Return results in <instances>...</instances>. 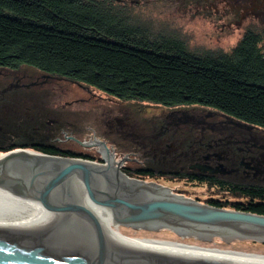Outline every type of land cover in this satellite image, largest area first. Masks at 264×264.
<instances>
[{"label": "trees", "instance_id": "1", "mask_svg": "<svg viewBox=\"0 0 264 264\" xmlns=\"http://www.w3.org/2000/svg\"><path fill=\"white\" fill-rule=\"evenodd\" d=\"M115 4L114 0H0V67L30 66L121 99L204 105L264 128V27H248L231 51L200 53L174 34L152 33ZM3 126L0 123V153L27 148L101 160L56 143L25 145V133ZM124 171L131 177L147 176L143 168ZM219 189L230 197L211 199V205L264 215L263 186L232 184ZM241 242L263 245L254 239ZM249 248L253 247L244 249Z\"/></svg>", "mask_w": 264, "mask_h": 264}, {"label": "rangeland", "instance_id": "2", "mask_svg": "<svg viewBox=\"0 0 264 264\" xmlns=\"http://www.w3.org/2000/svg\"><path fill=\"white\" fill-rule=\"evenodd\" d=\"M114 2L117 7H123L134 22L144 24L154 34L178 36L184 39L187 47L194 52L231 51L248 27H264V0ZM40 114L43 115L42 120ZM210 114H213L212 120L215 121L214 129L208 125V128L203 127L202 120ZM48 120L51 124L46 123ZM43 121L49 125L44 139L92 156L97 155L101 160L94 161L105 164V156L101 152L103 145L92 142L101 140L114 155L116 154L117 161H123L121 168L124 173V169L133 172L136 168H143L147 175L144 179L130 176L131 178L156 182L175 193L208 204L211 199L221 201L230 195L215 186L202 183L186 184L171 177L153 175L151 170L146 169L147 164H142L182 151L181 146H177L182 141L216 138L222 136L233 123H240L260 137L258 141L263 148L255 151L251 159V165L254 166L251 182L264 185L263 127L249 124L204 105L165 106L145 100L121 99L89 84L44 73L30 66L0 67V123L6 124L5 128L9 131L20 130L19 134L23 135L25 124L42 125ZM231 131L232 128L229 129V132ZM82 142L88 143V146H83ZM235 144L230 143L229 147L238 149ZM173 145H176L175 148ZM0 154L4 155L6 152ZM67 225L70 224L65 221L59 226V233L66 231L64 226ZM121 228H124L126 234H132L142 240L151 239L149 237L171 238L209 249L241 250L251 254L255 251L260 256L261 253L264 254V241H260L263 245H252L250 242L242 244L241 240L244 239L223 236L217 238V235L208 233L172 232L162 229H130L129 232L127 227ZM53 231L56 230L53 228ZM247 246L253 248L244 249Z\"/></svg>", "mask_w": 264, "mask_h": 264}, {"label": "water", "instance_id": "3", "mask_svg": "<svg viewBox=\"0 0 264 264\" xmlns=\"http://www.w3.org/2000/svg\"><path fill=\"white\" fill-rule=\"evenodd\" d=\"M104 167L83 157L18 148L0 157V187L25 195L46 211L60 213L71 228L57 234L0 228V264H244L184 253L118 246L107 242L99 217L119 224L172 232H199L264 241V215L220 208L175 193L156 182ZM83 146L88 143L82 142ZM69 191L83 207L64 201ZM63 194V193H62ZM85 207V208H84ZM74 212L86 216L94 232Z\"/></svg>", "mask_w": 264, "mask_h": 264}, {"label": "flooded vegetation", "instance_id": "4", "mask_svg": "<svg viewBox=\"0 0 264 264\" xmlns=\"http://www.w3.org/2000/svg\"><path fill=\"white\" fill-rule=\"evenodd\" d=\"M41 116L43 115L40 114L42 120ZM212 118L213 114H210L202 120L204 128L208 126L211 129L215 128V121ZM46 123L51 124L49 120ZM47 128L49 125L45 122L42 125L25 124V145L40 147L55 143L43 138ZM231 128L232 131L229 132ZM231 128L216 138L182 141L177 145L181 146L182 151L174 152L170 157L156 158L157 160L145 162L142 165L147 164L146 169L151 170L153 175L171 177L184 181L186 184L202 183L215 186L217 189L221 186L226 188L232 184L264 187L263 184L251 182V176L254 173L251 159L255 151L263 148L258 141L260 137L255 135L252 129H245L240 123H233ZM230 143H236L235 146L238 149L229 147ZM175 146L173 145V148ZM169 152L172 151L169 150Z\"/></svg>", "mask_w": 264, "mask_h": 264}, {"label": "bare ground", "instance_id": "5", "mask_svg": "<svg viewBox=\"0 0 264 264\" xmlns=\"http://www.w3.org/2000/svg\"><path fill=\"white\" fill-rule=\"evenodd\" d=\"M97 142V140L92 141ZM92 144V143H91ZM101 152L104 154L105 158L108 157V152L105 147H101ZM116 155V154H115ZM115 155L110 151L109 156L111 159L112 166L111 169L117 170V164L119 161L116 160ZM2 154H0V157ZM92 163H95L92 160ZM104 167H108L107 163H95ZM118 171V170H117ZM163 186V185H161ZM59 195L64 201L74 203L77 201L73 194L69 191L56 189ZM63 193V194H62ZM77 206L82 207L77 201ZM218 207V206H216ZM83 208V207H82ZM85 208V207H84ZM222 208V207H220ZM237 211V210H236ZM80 221L90 229L94 231V225L92 222L82 214L74 212ZM102 224L104 237L107 242L127 247H137V248H148V249H158L166 250L178 253H184L189 255H195L200 257H205L214 260L244 263V264H264V255H253L251 253H243L239 251L222 250V249H209L200 246H194L193 244H187L181 241H167L161 240L160 237L154 238L149 237V240H142L137 237H133L132 234H126L121 228L124 226L126 230L131 232L132 230H149L139 225L129 224H119L115 218H105L97 216ZM66 219L60 213H54L46 211L42 204L28 201L24 194L14 191L12 189L0 187V228L28 231V232H38V233H48L57 234L60 229L59 226L64 224ZM67 224V223H66ZM71 225L64 226V229H69ZM56 230L55 232L53 231ZM209 234V233H208ZM211 235V234H209ZM212 236H214L212 234ZM220 237V236H215ZM214 237V238H215Z\"/></svg>", "mask_w": 264, "mask_h": 264}]
</instances>
